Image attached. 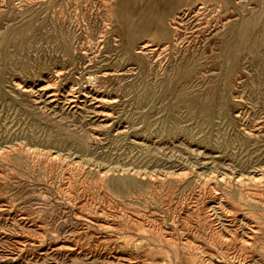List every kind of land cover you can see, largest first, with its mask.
<instances>
[{
    "label": "rangeland",
    "instance_id": "1",
    "mask_svg": "<svg viewBox=\"0 0 264 264\" xmlns=\"http://www.w3.org/2000/svg\"><path fill=\"white\" fill-rule=\"evenodd\" d=\"M200 1L0 0V264H264L239 221L264 215L239 197L264 198V0L174 43Z\"/></svg>",
    "mask_w": 264,
    "mask_h": 264
},
{
    "label": "bare ground",
    "instance_id": "2",
    "mask_svg": "<svg viewBox=\"0 0 264 264\" xmlns=\"http://www.w3.org/2000/svg\"><path fill=\"white\" fill-rule=\"evenodd\" d=\"M200 1V0H199ZM236 1V2H235ZM239 1H242V0H227V5H226V7H225V9L222 11L223 13H224V15H226V16H228V14H231V13H234L235 12V9H237L238 8V3H239ZM236 3V6H235V3ZM77 4V3H76ZM246 5V4H245ZM105 7L104 8H106V7H108V5L107 4H105L104 5ZM247 6V5H246ZM240 7V6H239ZM223 8V5H221V4H218V3H215V2H213V1H207V2H204V1H200L199 2V4L197 5V4H195L193 7H191V9L192 10H180V11H175V12H177V13H175V12H173V13H175L171 18H170V27L172 28V30H173V32H172V40H173V42L175 43L177 40H179L180 39V36H179V34H178V30H179V27H180V24L184 21V19L185 18H187L190 14V11H191V13H195V15H194V17L197 19V18H199L201 15H205L206 13H220L221 12V9ZM187 9H190V8H187ZM244 9V8H243ZM105 13H107L108 15H110V13L109 12H105ZM210 14V15H211ZM251 14V13H250ZM249 14V15H250ZM209 16V15H208ZM107 17V16H106ZM122 18V17H121ZM229 18V17H228ZM249 18V17H248ZM245 19H247V18H245ZM139 21V20H138ZM247 21H248V19H247ZM83 22V21H82ZM137 22V21H136ZM251 22V21H250ZM26 23V22H25ZM24 23V24H25ZM239 23V22H238ZM246 23V22H245ZM27 24V23H26ZM125 24V23H124ZM244 25V24H243ZM15 26V25H14ZM18 26V25H17ZM156 26H157V28H158V30L161 32V34L163 35V36H167L168 34H169V30H168V28H166L165 27V25L163 24V22L161 21V20H158L157 22H156ZM16 27V26H15ZM119 27V26H118ZM149 27V26H148ZM13 29H14V27H13ZM53 30V29H52ZM142 30L143 31H146L145 30V28H142ZM13 31V30H12ZM54 31H56V30H54ZM11 32V31H10ZM60 32L62 33V30H60ZM59 32V33H60ZM64 32V31H63ZM237 32V31H236ZM239 32V31H238ZM58 33V34H59ZM60 33V34H61ZM248 33V32H247ZM250 33V32H249ZM63 34V33H62ZM68 34V33H67ZM160 34V33H159ZM54 35V34H53ZM245 35V34H244ZM66 36V35H65ZM8 39V38H7ZM65 39V38H64ZM260 39H262V38H260ZM51 40V39H50ZM54 40H55V38H54ZM51 41H53V40H51ZM56 41V40H55ZM69 41V40H68ZM109 41V40H108ZM61 42H63V41H61ZM65 42V41H64ZM63 42V43H64ZM52 43V42H51ZM129 43H130V40H128V37L126 38V41H125V43H124V45H123V51L125 52V53H129L128 52V48H129ZM53 44V43H52ZM67 44V43H66ZM70 44V43H69ZM186 44V43H185ZM8 45V44H7ZM234 45L236 46V47H238V48H246L247 49V47H248V52L249 53H251V50H250V48L252 47H249L247 44H246V41H245V39L241 36V35H237V36H235V40H234ZM6 46V45H5ZM71 46V45H70ZM160 46V45H159ZM147 47H148V45H146V43H143L142 45H140V47L138 48V49H140L141 51H144V50H147ZM151 47V46H150ZM255 47V46H254ZM64 48V47H63ZM62 48V49H63ZM67 49V48H66ZM182 51H183V49H182ZM65 52V51H64ZM63 52V53H64ZM138 52V51H137ZM183 52H185V51H183ZM227 52L229 53V54H231V52H229L228 50H227ZM72 53V52H71ZM234 53V52H233ZM142 54V53H141ZM65 55V54H64ZM232 56H231V58H233V62H232V64H234V63H236L237 61H238V59H239V57H238V53H236V51H235V54H231ZM68 56V55H67ZM70 56V55H69ZM258 56V55H257ZM6 57V56H5ZM5 57L3 58V59H5ZM128 57V56H127ZM193 57V56H192ZM192 57H191V59H192ZM8 58V57H7ZM129 58V57H128ZM71 59V58H70ZM179 59H181V58H179ZM243 62V61H242ZM201 66V65H200ZM55 73V72H54ZM102 73V75L104 74H106V72H101ZM192 73V72H191ZM93 75V74H92ZM177 75V74H176ZM251 84H253L252 83V81H251ZM259 84V83H258ZM55 85V84H54ZM83 86V85H82ZM185 90V89H184ZM93 91V90H92ZM90 92V91H89ZM260 92V91H259ZM258 92V93H259ZM176 96V95H175ZM179 97V96H178ZM261 97V96H260ZM101 99V98H100ZM177 99V98H176ZM99 100V99H98ZM179 100V99H178ZM262 100V99H261ZM101 101V100H100ZM252 101V100H251ZM258 101V100H257ZM176 102V101H175ZM257 103V102H256ZM264 103V102H263ZM191 104V103H190ZM195 104H196V102H195ZM173 105V104H172ZM200 105V104H199ZM194 106V105H193ZM201 107V106H200ZM218 107V106H217ZM192 108V107H191ZM193 108H196V107H193ZM189 109V108H188ZM191 110V109H190ZM189 110V111H190ZM194 110V109H193ZM207 111V109H202V108H200V110L199 111ZM217 110H219V108H217ZM198 112V111H197ZM216 112H219V111H216ZM239 139H241V138H239ZM186 174V173H185ZM181 175H183L182 173H181ZM148 180V179H147ZM151 180H152V178H151ZM155 181H157L158 182V180L156 179ZM161 181H163V180H161ZM173 181V180H172ZM171 181V183L173 184V182ZM255 181V180H254ZM149 182V181H148ZM150 182H153V181H150ZM83 184V183H82ZM95 184V183H94ZM126 184H127V180H125V179H115L114 178V180H111V182H110V187L113 189V190H122V188L124 187V186H126ZM164 184V183H163ZM171 184V185H172ZM243 184V183H242ZM149 185V184H148ZM154 185V184H153ZM82 186V185H81ZM85 186V185H84ZM150 187H151V185H149ZM83 187V186H82ZM66 188V187H65ZM148 188V187H147ZM152 188V187H151ZM157 188V187H156ZM250 188V187H249ZM255 188V187H254ZM160 189V188H159ZM64 190V189H63ZM155 190H157V189H155ZM78 191V190H77ZM142 191V190H141ZM147 191V190H146ZM254 191V190H253ZM125 192L126 193H129V191H128V185L125 187ZM156 192V191H155ZM256 192V191H255ZM262 191L260 190V193H261ZM259 193V192H258ZM259 193V194H260ZM141 194H143V193H141ZM147 194V193H146ZM209 194V193H208ZM263 194V193H262ZM149 195V194H148ZM141 196V195H140ZM139 196V197H140ZM131 197H133V195L131 196ZM154 197V196H153ZM221 197L223 198V200H224V196L221 194ZM239 197L242 199V201H244L243 199H245L246 201H248V202H251V203H254L255 205H257V204H260V205H264V198H262L260 195H258V194H255V193H252V192H250L248 189H245L244 191H243V195H241V194H239ZM150 198H151V196H150ZM157 198V197H156ZM155 198V199H156ZM160 198H162V197H160ZM240 198H239V200H240ZM152 199V198H151ZM165 199V198H164ZM153 200V199H152ZM157 200V199H156ZM245 201V202H246ZM85 203V202H84ZM107 203H108V201H107ZM146 203V202H145ZM144 203V204H145ZM226 203V202H225ZM229 203V202H228ZM105 204V203H104ZM201 204V203H200ZM244 204V203H243ZM74 205V204H73ZM106 205V204H105ZM207 205V204H206ZM220 205V204H219ZM223 205H224V203H223ZM88 206V205H87ZM94 207H95V205H93ZM86 207V206H85ZM90 207V206H89ZM97 207V206H96ZM225 207V206H224ZM81 208V207H80ZM248 208V207H247ZM252 208H255V207H252ZM262 208V207H261ZM78 209V208H77ZM95 209V208H94ZM100 209V208H99ZM197 209V208H196ZM207 209V208H206ZM251 209V208H250ZM80 210V209H79ZM92 210V209H91ZM101 210V209H100ZM103 210V209H102ZM93 211V210H92ZM123 211H124V209H123ZM242 211V210H241ZM240 211V212H241ZM85 212V211H84ZM245 212V211H244ZM81 213V212H80ZM87 213H89V212H87ZM95 213H97V212H95ZM99 213V212H98ZM248 213V212H247ZM246 213V214H247ZM259 213V212H258ZM108 214V213H107ZM208 214V213H207ZM246 214H244V215H242L241 214V220H239L240 222H242V223H245L247 226H248V231L247 230H244V229H242L243 231H244V233L246 234V238H251V240L254 238H256V236L258 235L257 233L258 232H262L263 234H264V230L262 229V228H264V215H262V214H260L259 216H258V218H255L254 219V221H250V220H253L252 218L249 220V219H246L247 217H245V215ZM88 215V214H87ZM100 215V214H99ZM101 215H103V214H101ZM143 215H145V213L143 214ZM180 215V214H179ZM212 215V214H211ZM96 216V215H95ZM116 216V215H115ZM114 216V217H115ZM178 215H176V217H177ZM184 216V215H183ZM206 216V215H205ZM209 216V215H208ZM248 216H249V213H248ZM252 216V215H251ZM253 216H254V214H253ZM172 218V217H171ZM182 218V217H181ZM201 218H203V216L201 217ZM254 218V217H253ZM120 219H122L121 217H120ZM173 219V218H172ZM179 219V218H178ZM184 219V218H183ZM141 220H143V219H141ZM185 220V219H184ZM208 220V219H207ZM126 221L127 222H131V223H133V220H131V218H127L126 219ZM174 221V220H173ZM179 221V220H178ZM138 222H140V221H138ZM143 222V221H142ZM153 222V221H152ZM200 222H202L203 223V221H200ZM135 223H136V221H135ZM147 223V222H146ZM145 223V224H146ZM151 223V222H150ZM178 223H180V221L178 222ZM182 223H184V222H182ZM204 223H205V220H204ZM210 223V222H209ZM149 224V223H148ZM201 224V223H200ZM207 224V223H206ZM211 224V223H210ZM219 224V223H218ZM244 224V225H245ZM139 225H140V223H139ZM142 225H143V223H142ZM153 225H155V224H153ZM158 225V224H157ZM157 225H155V226H157ZM161 225V224H160ZM186 225V224H185ZM185 225H183V226H185ZM209 225V224H208ZM212 225V224H211ZM240 225V224H239ZM147 226V225H146ZM182 226V225H181ZM180 226V227H181ZM205 226V225H204ZM171 227H173L172 225H171ZM139 228V227H138ZM143 228V227H142ZM187 228V227H186ZM214 228H215V226H214ZM246 228V227H245ZM143 229H145V227L143 228ZM150 228H148V230H149ZM152 229H154V228H152ZM160 229V228H159ZM177 229H179V228H177ZM185 229V228H184ZM201 229H203L202 227H201ZM213 229V228H212ZM232 229V228H231ZM239 229V228H238ZM138 230V229H137ZM141 230V229H140ZM139 230V231H140ZM174 230H176V229H174ZM209 230V229H208ZM166 231V230H165ZM184 231V230H183ZM199 231V230H198ZM242 231V232H243ZM163 232V231H162ZM180 232V231H179ZM189 232V231H188ZM200 232V231H199ZM202 233L204 232V231H201ZM208 232V235L206 234V236H208V238L210 239V237L211 238H216V237H218L219 236V231H207ZM141 233V232H140ZM147 233V232H146ZM156 233L157 234H159V232H157L156 231ZM166 233H168V232H166ZM185 233V232H184ZM183 233V234H184ZM221 233V232H220ZM153 234V233H152ZM183 234H182V236H183ZM186 234V233H185ZM164 235V234H163ZM171 235V234H170ZM182 236H181V238H182ZM200 236H202V235H200ZM203 236H205V235H203ZM160 237H163V236H160ZM173 237H175V236H173ZM172 237V238H173ZM199 237V236H198ZM220 237V236H219ZM245 237V236H244ZM201 238H203V237H201ZM207 238V239H208ZM160 239H162V238H160ZM164 239H166V238H164ZM169 239H171V238H169ZM175 239V238H174ZM256 239H258V238H256ZM260 240H261V238H259ZM180 240V239H179ZM186 240V239H185ZM222 240V239H221ZM250 240V241H251ZM167 241H168V239H167ZM176 241V240H175ZM186 241H188V240H186ZM211 241V240H210ZM219 241V240H218ZM244 241V240H243ZM248 241H249V239H248ZM256 241V240H255ZM65 242V241H64ZM181 242V241H180ZM208 242H209V240H208ZM217 242V241H216ZM166 243H168V242H166ZM173 243V242H172ZM188 243V242H187ZM186 243V244H187ZM191 243V242H190ZM213 243V242H212ZM227 243H228V241H227ZM233 243V242H232ZM259 243V242H258ZM264 243V242H263ZM180 244V243H179ZM185 244V243H184ZM185 244V245H186ZM195 244H197V243H195ZM51 245V244H50ZM182 245V244H181ZM212 246L214 245V244H211ZM245 245H248V242H247V244L245 243ZM250 245V244H249ZM161 246V245H160ZM174 246H176V245H174ZM218 246H220L219 244H218ZM233 246V245H232ZM251 246V245H250ZM57 247V246H56ZM63 247V246H62ZM70 247V246H69ZM68 247V248H69ZM211 247V246H210ZM241 247V246H240ZM263 247V246H262ZM261 247V248H262ZM72 248V247H71ZM182 248H183V250L184 249H189L187 246H182ZM201 248H203V247H201ZM233 248V247H232ZM199 249H200V247H199ZM199 249H195V251H200ZM212 249H214V248H212ZM215 249H216V247H215ZM230 249V248H229ZM217 250V249H216ZM220 250V249H219ZM219 250H218V252H219ZM261 250H263L264 251V249H261ZM39 251V250H38ZM60 251V250H59ZM62 251H64V250H62ZM205 251V250H204ZM204 251H202V252H200V253H203V254H206ZM71 252V251H70ZM221 252V251H220ZM92 253V252H91ZM90 253V254H91ZM225 253H226V250H225ZM229 253H231V252H229ZM71 254V253H70ZM77 254V253H76ZM202 254V255H203ZM261 254L264 256V252H261ZM81 255V254H80ZM88 255H89V253H88ZM99 255V254H98ZM180 255H182V253L180 254ZM185 255H188V252L185 254ZM211 255V254H210ZM209 255V256H210ZM73 256V255H72ZM81 256H83V255H81ZM102 255H100V257H101ZM122 256V255H121ZM206 256V255H205ZM232 256V255H231ZM230 256V257H231ZM95 257V256H94ZM193 257H195V256H193ZM201 257V256H200ZM200 257H197V259L198 258H200ZM212 257H214V256H212ZM211 256L210 257H207L206 258V260H204V262H201V264H227V263H225L224 261H222V259L221 258H219L218 257V259H216V257L215 258H212ZM226 257V256H225ZM229 257V258H230ZM252 258V257H251ZM126 259V258H125ZM195 259V258H194ZM196 260V259H195ZM194 260V261H195ZM231 260V259H230ZM247 260V259H246ZM261 260V259H260ZM126 261V260H125ZM245 261V260H244ZM143 262V261H142ZM239 262V261H238ZM248 262V261H247ZM193 263V262H192ZM241 263V262H240ZM121 264V263H120ZM139 264H141L140 262H139ZM198 264V263H197ZM229 264V263H228ZM260 264V263H259Z\"/></svg>",
    "mask_w": 264,
    "mask_h": 264
}]
</instances>
